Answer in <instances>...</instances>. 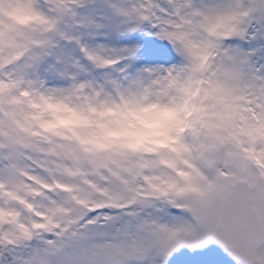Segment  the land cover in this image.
I'll use <instances>...</instances> for the list:
<instances>
[{
  "label": "snow or ice",
  "instance_id": "snow-or-ice-1",
  "mask_svg": "<svg viewBox=\"0 0 264 264\" xmlns=\"http://www.w3.org/2000/svg\"><path fill=\"white\" fill-rule=\"evenodd\" d=\"M0 264H264V0H0Z\"/></svg>",
  "mask_w": 264,
  "mask_h": 264
},
{
  "label": "clouds",
  "instance_id": "clouds-1",
  "mask_svg": "<svg viewBox=\"0 0 264 264\" xmlns=\"http://www.w3.org/2000/svg\"><path fill=\"white\" fill-rule=\"evenodd\" d=\"M15 16L20 21H25L27 17H25L22 13L16 12ZM55 115L62 120L70 121L73 123H76L79 118L71 113L70 111L64 109L62 106H58L55 108ZM119 131L121 134L127 136L128 138H135L139 135H143L147 132L146 129L142 128L136 118L132 115H127L125 117L120 118V124H119ZM111 132L109 129L105 128L102 130V132L99 135L93 136L92 142H100L103 141L108 135H110Z\"/></svg>",
  "mask_w": 264,
  "mask_h": 264
}]
</instances>
